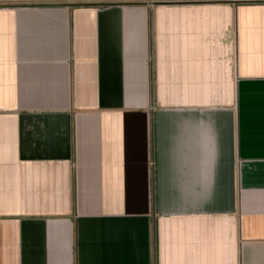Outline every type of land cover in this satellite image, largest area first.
<instances>
[{"label":"crops","instance_id":"1","mask_svg":"<svg viewBox=\"0 0 264 264\" xmlns=\"http://www.w3.org/2000/svg\"><path fill=\"white\" fill-rule=\"evenodd\" d=\"M0 264H264V0H0Z\"/></svg>","mask_w":264,"mask_h":264}]
</instances>
